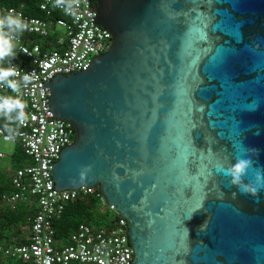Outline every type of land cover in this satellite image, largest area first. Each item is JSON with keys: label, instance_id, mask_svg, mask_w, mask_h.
<instances>
[{"label": "water", "instance_id": "1", "mask_svg": "<svg viewBox=\"0 0 264 264\" xmlns=\"http://www.w3.org/2000/svg\"><path fill=\"white\" fill-rule=\"evenodd\" d=\"M96 3L109 49L44 84L76 130L55 190L98 186L132 264H264V187L216 167L247 158L242 184L264 175V0Z\"/></svg>", "mask_w": 264, "mask_h": 264}, {"label": "built area", "instance_id": "2", "mask_svg": "<svg viewBox=\"0 0 264 264\" xmlns=\"http://www.w3.org/2000/svg\"><path fill=\"white\" fill-rule=\"evenodd\" d=\"M8 9L21 13L27 21L28 27L11 32L10 40L29 64L10 65L16 74L0 79V95L10 93L17 98L18 105H23L17 106L13 116L16 129L8 132L0 126V136L21 146L29 163L11 171L14 191L3 195L0 207L4 203L15 209L21 203H28L34 216L28 243L0 246V254L29 264H132L134 251L128 238V221L115 206L107 204L100 188L82 186L77 190L57 191L49 174L61 150L74 143L76 130L71 121L53 117L49 103L52 90L44 88V84L58 75L86 71L96 56L107 52L113 35L99 22H93L97 8L91 0H39L41 16L27 14L23 5L0 4V11ZM55 26L64 28L65 34H59ZM51 33L61 49L54 48L47 40L43 45L30 39L49 38ZM24 73H29L31 80H24ZM6 80L14 81L15 88ZM4 103L0 97L2 115L7 114ZM4 157L0 151V160ZM82 196L98 198L118 219L111 228L95 229L81 223L63 243L56 238L54 223L70 201Z\"/></svg>", "mask_w": 264, "mask_h": 264}, {"label": "trees", "instance_id": "3", "mask_svg": "<svg viewBox=\"0 0 264 264\" xmlns=\"http://www.w3.org/2000/svg\"><path fill=\"white\" fill-rule=\"evenodd\" d=\"M39 0H0V4L19 7L24 6V11L32 16H41L38 9ZM93 5L97 8L96 0H91ZM13 32V31H12ZM38 38V39H37ZM33 42L43 43L45 40H39V37H30ZM48 42V41H47ZM46 42V43H47ZM11 53L0 58V68H6L10 65H28L29 60L20 54L17 45L11 41ZM0 97L4 101L13 103L14 106L6 108L7 114H0V126L4 127L8 132L16 129V122L14 114L17 109L18 100L10 93H3ZM9 113V114H8ZM76 138H74L75 140ZM21 158L14 156V169L23 167L26 164L23 159L24 151L19 146ZM12 173L0 167V201L3 195L13 193L14 189L11 183ZM34 216V211L30 205L19 204L15 209L5 206L1 203L0 207V246H10L13 244L28 243L27 236L31 227V221ZM118 217L109 211L106 204H103L98 198L94 196H82L78 199L72 200L67 205L63 215L54 223L56 230V238L63 243L67 242L70 234L77 229L81 223H87L91 227L97 228H111L115 225ZM0 264H29L22 260L12 258L10 256L0 254Z\"/></svg>", "mask_w": 264, "mask_h": 264}, {"label": "clouds", "instance_id": "4", "mask_svg": "<svg viewBox=\"0 0 264 264\" xmlns=\"http://www.w3.org/2000/svg\"><path fill=\"white\" fill-rule=\"evenodd\" d=\"M27 21L22 17V14L16 12L14 9H8L6 11H0V58H3L6 55L12 54L11 53V40H10V33L12 31H20L27 28ZM11 74H16V70L11 67L0 68V79H6ZM24 80H31V75L29 73L23 74ZM7 83L12 84L15 88V82L12 80H6ZM13 103H9L7 100L5 101L3 107L11 108L13 107ZM19 107H23V105H17ZM21 116H24V113H20ZM259 130L257 129L258 134ZM252 152H257L256 148L250 149ZM251 166V161L247 158H240L237 159L234 164H232L229 168H223V165L219 162L216 164L218 170L224 172L226 175L231 177V183L237 184L240 186L241 191L250 193L251 195L255 196L257 189L260 187H264V175L261 174L259 170H256L255 179L256 185L250 184H242L241 176L245 173L246 169Z\"/></svg>", "mask_w": 264, "mask_h": 264}, {"label": "rangeland", "instance_id": "5", "mask_svg": "<svg viewBox=\"0 0 264 264\" xmlns=\"http://www.w3.org/2000/svg\"><path fill=\"white\" fill-rule=\"evenodd\" d=\"M51 27H53V26L51 25ZM55 29L59 32V34H65V32H66V30L62 27L55 26ZM59 34H57V37L59 36ZM40 39L41 40H47L54 48H60L61 49V47L57 46L54 43L55 37L53 36L52 33L50 34L49 38H39V40ZM0 151L3 152L5 155L4 159L0 160V166L6 170H9V169L11 170V168H14V165L12 164L13 157L14 156H17V157L21 156V154L19 152V145L15 144L11 141L4 140L0 136ZM23 159H25L26 164L29 163V158L25 154L23 156ZM21 204H27V203H21Z\"/></svg>", "mask_w": 264, "mask_h": 264}, {"label": "crops", "instance_id": "6", "mask_svg": "<svg viewBox=\"0 0 264 264\" xmlns=\"http://www.w3.org/2000/svg\"><path fill=\"white\" fill-rule=\"evenodd\" d=\"M12 164H13V159H12ZM0 167H1V166H0ZM1 168H2V167H1ZM13 169H14V168H11V170H10V169H9V170L12 171Z\"/></svg>", "mask_w": 264, "mask_h": 264}]
</instances>
